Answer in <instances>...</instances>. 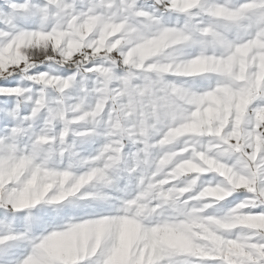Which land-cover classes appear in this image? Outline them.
<instances>
[{
	"label": "clouds",
	"instance_id": "obj_1",
	"mask_svg": "<svg viewBox=\"0 0 264 264\" xmlns=\"http://www.w3.org/2000/svg\"><path fill=\"white\" fill-rule=\"evenodd\" d=\"M142 3L154 13L130 25L115 0H28L0 34V77L18 82L0 89L10 94L0 101V264H75L102 239V264H188L183 253L226 243L239 254L244 229H264L243 205L202 214V200L226 199L238 176L182 199L210 170L231 176L196 150L209 130L241 126L244 147L247 109L264 96V0H172L175 13L165 0ZM205 75L210 92L169 79ZM97 211L116 213L107 230L79 219ZM49 215L67 222L41 239ZM225 224L241 230L224 235Z\"/></svg>",
	"mask_w": 264,
	"mask_h": 264
},
{
	"label": "snow or ice",
	"instance_id": "obj_2",
	"mask_svg": "<svg viewBox=\"0 0 264 264\" xmlns=\"http://www.w3.org/2000/svg\"><path fill=\"white\" fill-rule=\"evenodd\" d=\"M71 2V0H67ZM109 0H105V3ZM133 0H115L117 5H121L127 9V14L130 16V25L134 21L139 24L145 21L144 16L138 15L139 13L148 12L151 16L155 7L151 10L146 7L142 0H136L133 7L129 8ZM244 2V0H241ZM28 0H0V34L7 32L10 28L16 25V17L13 15L15 10L23 11L20 6L26 5ZM79 3V0H77ZM166 7L164 11L168 13H175L176 9L172 6V0H165ZM163 7V6H156ZM179 15V14H178ZM117 57V64H123V58L119 53H114ZM195 55V53H194ZM87 67L94 68L95 65L89 64ZM43 70V69H40ZM170 80L177 83H188L193 86V90H196L195 85L197 81H203L205 76H192L181 77L174 76L169 77ZM219 83V81H217ZM18 87V82L14 78H2L0 77V89H11ZM213 85H205L199 88L201 92H210ZM119 90V89H118ZM9 93L7 91L0 92V101L9 99ZM264 108V96L257 98L251 106L247 109L250 116L253 117L252 123L242 125L245 131V139L243 140L244 147L241 151L237 152V143H230L233 138H239V129L241 126H237L234 131V123H229L228 127L219 135L214 130H209V134L204 136L206 141L205 145H195L196 150L204 152L208 156L215 155L217 159L222 160L223 166L231 170V176L222 175L221 171H208L201 177V182L198 185L195 192H188L182 199L187 201L189 197L196 195L203 187L215 186L220 183H228L233 177L238 176L240 184L235 188L232 195L228 196L224 200H214L212 198L202 200V204H206L209 207L202 211V214L206 217H215L217 220L222 215L231 213L237 206H245L244 212L249 216H264V121L255 120V112ZM7 121H0V130L4 129ZM227 133H232L227 135ZM189 146L195 144V141L190 137H185ZM247 141V143H245ZM251 145L249 147L248 145ZM183 187V185H179ZM192 206L191 202L187 205L188 208ZM187 212V208L184 209ZM114 211H97L90 212L84 216L79 217L80 220H90L97 225L103 226L106 230L111 226V221L105 219V217L115 216ZM65 218H54L51 215L45 218L41 225L40 231L43 233V237L48 236L50 233L56 232L58 229L63 228L66 224ZM226 229L224 235H235L236 231L241 229H231L229 224H225ZM248 233V237L243 241H237L240 243L239 254H235L230 251V244H223L218 249H212L204 254H192L191 252L183 253L188 257V264H264V229H261L258 225H251L244 229ZM39 243V240L37 241ZM105 244L103 239L101 245L97 249L94 255H90L88 258L81 259L77 253V259L75 264H102L104 259ZM27 258V253H25ZM41 259L39 255L35 257ZM49 264H64L61 259L48 257ZM126 264H133L131 259L126 261ZM160 264H169L167 260L161 261Z\"/></svg>",
	"mask_w": 264,
	"mask_h": 264
},
{
	"label": "rangeland",
	"instance_id": "obj_3",
	"mask_svg": "<svg viewBox=\"0 0 264 264\" xmlns=\"http://www.w3.org/2000/svg\"><path fill=\"white\" fill-rule=\"evenodd\" d=\"M152 3H154V0H149V5H151ZM197 84L200 85V86H205L206 82L197 81ZM230 143H237V139L233 138V141H230ZM240 143H243V139L240 140ZM0 211H2V210H0ZM17 254H19V253H17Z\"/></svg>",
	"mask_w": 264,
	"mask_h": 264
}]
</instances>
